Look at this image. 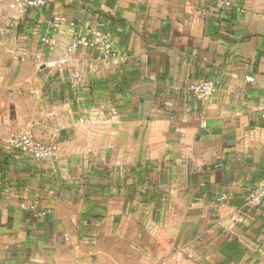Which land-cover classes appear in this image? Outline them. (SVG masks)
I'll return each instance as SVG.
<instances>
[{
  "label": "crops",
  "instance_id": "1",
  "mask_svg": "<svg viewBox=\"0 0 264 264\" xmlns=\"http://www.w3.org/2000/svg\"><path fill=\"white\" fill-rule=\"evenodd\" d=\"M15 1L0 0V264H264V198L245 199L264 186V0ZM89 27L111 58L68 52ZM25 132L53 155L12 150Z\"/></svg>",
  "mask_w": 264,
  "mask_h": 264
},
{
  "label": "built area",
  "instance_id": "2",
  "mask_svg": "<svg viewBox=\"0 0 264 264\" xmlns=\"http://www.w3.org/2000/svg\"><path fill=\"white\" fill-rule=\"evenodd\" d=\"M44 4V0H16L12 6L18 9L25 7H39ZM222 9L229 8L232 5V0H220L218 2ZM60 21V17L54 18ZM41 42L46 46H53L55 43L54 35H45L41 37ZM81 48H86L94 51L98 57L103 59L111 58L115 54V50L110 41L108 33L99 28H85L78 33L68 45V52L74 53ZM52 66L51 63H47ZM216 89V81L211 78H206L192 83L189 86V91L192 97L197 101H203L209 98ZM10 147L12 150L35 159H46L53 155L54 147L38 142L31 133L25 132L13 135L10 139ZM227 198V195L221 194L217 200L222 201ZM264 198V186L251 187L247 190L245 199L247 203L256 205ZM37 217L45 216L46 211L36 213Z\"/></svg>",
  "mask_w": 264,
  "mask_h": 264
},
{
  "label": "rangeland",
  "instance_id": "3",
  "mask_svg": "<svg viewBox=\"0 0 264 264\" xmlns=\"http://www.w3.org/2000/svg\"><path fill=\"white\" fill-rule=\"evenodd\" d=\"M126 242L127 241H125L124 242V244H126ZM129 246H131V241H129L128 243H127ZM124 264H133L130 260H128L127 258H125V262H124Z\"/></svg>",
  "mask_w": 264,
  "mask_h": 264
}]
</instances>
